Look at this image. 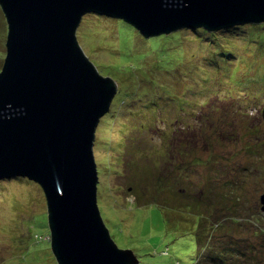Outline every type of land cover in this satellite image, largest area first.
Instances as JSON below:
<instances>
[{"label":"rangeland","instance_id":"1","mask_svg":"<svg viewBox=\"0 0 264 264\" xmlns=\"http://www.w3.org/2000/svg\"><path fill=\"white\" fill-rule=\"evenodd\" d=\"M127 26L115 18L89 13L76 33L86 56L104 74V65L116 71L119 65L133 68L142 65L134 75H119L120 82L130 88L134 98L118 107L117 96L114 98L111 112L97 129L94 146L99 175L98 205L115 243L121 249L135 252L139 264H176V261L189 264L195 250V227L200 221L206 226L201 229L211 232L208 239L202 237L209 243L227 241L229 236L252 242L254 222L258 220L264 225L260 201L264 193V81L248 85L247 80L264 75L262 42L248 38L251 28L247 25L213 32L217 33V39L209 36L211 45L207 40L196 39L195 30L183 29L180 38L185 56L180 69L163 70L162 76L155 53L142 60L148 45L158 48L159 44L162 48L165 40L156 37L147 40ZM7 34L8 22L0 6V73L6 58ZM228 37L232 40L231 52L224 58L233 64L228 65V70L225 66L212 68L208 65L216 51L212 42L227 43ZM224 50L221 55L226 54ZM206 73L211 81L201 88L197 84L198 74ZM231 76L244 84L234 85L229 80ZM162 84L170 86L173 94L186 97L190 103L184 106L185 111L177 105L162 114L161 104H169L162 102ZM192 89L193 92L188 91ZM152 98H156V106L149 105ZM243 113L249 115L248 120L240 116ZM206 118L214 123L209 132L202 131L214 145L211 152L206 151L211 149L207 143L200 144L195 155L186 153L188 148L175 147L174 135L184 139L179 134L184 127L192 124L197 128ZM235 119L239 121L232 128L230 124ZM249 126L260 129L254 135L260 137L259 154L249 148L253 143L249 135L237 144L235 134L240 131L246 135L245 127ZM222 132L229 137L222 136ZM179 150L182 153L177 155ZM196 156L202 159L201 165L192 163ZM182 164L192 170L181 169ZM166 166L171 167L174 175L162 176ZM29 182L24 178L0 182V264H58L51 249L44 191L37 183ZM211 188L214 196L208 192ZM218 188L231 198L223 199ZM180 192L194 194L197 199L194 202L201 206L188 204L189 200L184 198H180L185 201L180 202V208L172 204L175 194ZM173 206L178 210L173 211ZM220 221L224 227L216 228ZM190 232L193 235L186 234ZM167 248L169 255L164 253Z\"/></svg>","mask_w":264,"mask_h":264},{"label":"water","instance_id":"2","mask_svg":"<svg viewBox=\"0 0 264 264\" xmlns=\"http://www.w3.org/2000/svg\"><path fill=\"white\" fill-rule=\"evenodd\" d=\"M8 22L0 73V182L25 178L47 202L58 264H139L98 205L94 146L118 86L78 43L83 17L120 19L144 38L264 23V0H0ZM264 211V193L260 197Z\"/></svg>","mask_w":264,"mask_h":264},{"label":"trees","instance_id":"3","mask_svg":"<svg viewBox=\"0 0 264 264\" xmlns=\"http://www.w3.org/2000/svg\"><path fill=\"white\" fill-rule=\"evenodd\" d=\"M120 24H123L124 26H127L126 22H124L123 20L117 19ZM129 25V24H128ZM131 26V25H129ZM127 26V27H129ZM247 26L249 28H251L249 31V35L248 38H250V40L253 41H260L262 42V46H261V52L264 51V23L263 24H247ZM235 27H239V26H235ZM242 26H240L239 28H241ZM130 28V27H129ZM132 29H134L135 31H137L133 26H131ZM234 27L232 28H227L224 29L226 30V32L228 30H232ZM243 28V27H242ZM187 31V30H184ZM196 34H197V38L203 39L201 41H206L209 36L211 37L212 40H216L217 39V33H213V32H208L205 29L199 28V29H195ZM138 32V31H137ZM136 32V34H137ZM183 31L177 32V33H173L167 36H159L156 38H160L162 40H165V42L162 43V48L159 46L158 44V48L154 46V44L148 45L147 49H144V56H143V60L149 56L151 53H155L156 54V61H157V68H159V70L162 71V76L163 73H165L163 70H172L174 71H179L180 67L179 64L184 60V54H185V48L183 45V39L180 38V34ZM155 38V37H152ZM247 38V37H246ZM151 38L147 39L150 40ZM159 39V40H160ZM156 40V39H153ZM227 43H222L220 45L213 43L212 42V46L214 47V49L216 50L212 61L208 62V65L211 66L212 68H220L222 69L224 66L228 69H230V66L228 67L229 64H233V61L231 62L230 60L226 59L227 56H230V42H232L231 37L226 38ZM207 44L210 43L211 45V41L207 40ZM225 49L224 51L226 52V54H222V49ZM157 49H161V50H157ZM247 49H249L247 47ZM158 51V52H157ZM233 53V52H232ZM250 53V51H249ZM236 54V53H234ZM232 54V55H234ZM227 55V56H226ZM224 56H226V58H224ZM237 58L240 57L236 56ZM123 63H126L124 59ZM139 62H141V60H139ZM237 62V61H236ZM240 62V61H238ZM223 64H227V65H223ZM142 67L141 63L137 66L134 67L132 65H119L117 66V70H113L111 69V67H106V65L103 66L105 73L104 74L102 71H100L101 74L108 76L109 78H112L113 80L116 81L117 85H118V90L116 93L117 96V100H118V106L122 105L124 102H131V98L133 99L134 96L130 93V88L128 89L127 85H124L122 82H120V76L119 75H126V74H130V75H134L133 73L135 72V70H139ZM210 68V67H209ZM201 69V68H199ZM144 75L147 76V74L144 73ZM200 79L197 80V84L200 85V87L202 88V84L203 86H206V84L208 82L211 81L210 76L206 73L205 75H200ZM260 78V79H259ZM150 81H152V78L150 76H148V78ZM156 79V78H154ZM230 82H233L234 85H242L240 83L244 81L243 80H239L234 78V76L230 77ZM264 81V75L258 76L257 78L253 77V78H249L247 80L248 85L252 84V83H256V82H260V81ZM153 83L157 84V80H153ZM159 85V83L157 84ZM163 90H162V102L164 103H169L167 106H162L161 104V109H162V114L166 111V109L170 108H175L177 105L180 107V110L185 111V105H188L190 102L186 99L185 96H179L177 94H173L171 92V87L170 86H164L162 84ZM138 89V86L136 87ZM194 89L192 90H188L193 92ZM115 96V97H116ZM150 102V103H149ZM148 103L149 105L152 106H156V104H154V102H156V98L152 100H150ZM113 103V102H112ZM112 107V105H111ZM112 109L109 110V112H111ZM109 112L104 116L106 117ZM242 113V112H241ZM240 116H244L246 117V119L248 120L249 115H246V113H243V115ZM103 117V118H104ZM102 118V119H103ZM209 118V117H208ZM208 118L204 119L201 121V125L199 127H192V124H188L186 127H184V131H182V133H179L181 135L184 136V139L179 138V136H175L174 135V141H171L175 144H177L175 147L181 148V149H186V153L190 154V153H194L193 155H195V153L197 152L198 147L200 146V144H204L207 143L206 145H211V149H207L206 151L211 152L213 150V144L211 142H209V139H207L206 137L203 136L202 131H207L213 128L214 123L212 122V120H209ZM101 119V120H102ZM243 121H245L244 119H241ZM232 121V120H231ZM239 121V119L237 120ZM235 119V122L233 124H230L232 128H234L235 123L237 122ZM180 122V121H178ZM260 126V125H259ZM246 128V135L241 134V132H237L235 134V136H237V141L239 144L242 139L244 138V136H248L250 137V141H252L253 143L249 144V148L251 150H253L255 153L259 154V147H260V137L257 136L254 138V135H258L259 133V128L258 127H245ZM209 132V131H207ZM222 136L226 135V133L222 132ZM177 134V133H175ZM185 134V135H184ZM166 135V134H164ZM178 135V134H177ZM168 136V135H166ZM202 136V137H201ZM224 137H229V136H224ZM180 140V141H179ZM230 140H233L230 137ZM170 141V142H171ZM235 141V140H234ZM170 144V143H169ZM164 145H167V142H165ZM257 149V150H256ZM182 153V151L179 150V152H177V155H180ZM183 153H185L183 151ZM202 159L199 156H196V160H193L192 163H196V165H201V161ZM187 164H182L180 167L185 168ZM195 165V164H194ZM177 166H179V164H177ZM187 169V170H186ZM171 167L170 166H166L164 171H162V176H165L167 173L170 175H174L171 174L173 171H170ZM188 170H192V169H188L185 168V171ZM182 170H180L181 172ZM184 171V170H183ZM179 172V171H178ZM167 174V175H168ZM22 179V178H21ZM25 179V178H24ZM28 180V179H25ZM29 181V180H28ZM31 182V181H30ZM29 182V183H30ZM33 182V181H32ZM159 184H162V182H159ZM229 185V183H228ZM229 188L231 189V187L229 186ZM131 190V189H129ZM232 193L234 191V188L231 189ZM217 191L221 192L220 189L218 188ZM210 192L211 196H214L215 192L213 191V189L211 188ZM235 192V191H234ZM221 196L224 198L228 197L231 198L229 195H227L225 192L224 193H220ZM192 195V196H191ZM191 195H187L183 192H180L177 194H175V201L172 202V204L176 205L177 207H179L181 205L180 202H185L184 200L180 199V198H184V199H188V204H198L196 202H194L195 198H193L195 195L191 194ZM185 196H187L188 198H186ZM221 197V198H222ZM154 200L157 201V199H155V197H153ZM137 199L139 200V197H137ZM179 199V200H178ZM182 200V201H180ZM178 201V203H176ZM162 205H164L162 203ZM169 205V204H168ZM199 206H201V203L198 204ZM211 203H209V207H210ZM172 206V205H171ZM177 207L173 206L172 210H178ZM180 208V207H179ZM247 217L251 218L252 216L250 214H247ZM230 221V220H229ZM255 226L256 228L253 230L254 234H255V239L252 240V242L242 239V241L240 240H236L237 238H232L231 236H229L227 241H222L220 243H209V241L204 240L202 237L206 236L207 239L210 237L211 232L209 229H201L202 227H206L204 225V223H202V221H200L198 223V225L195 227V230H197V233L195 235L192 234V232L190 233H186V234H192L194 236L195 240V250L193 251L194 256L190 257L189 259L191 260V262L189 264H264V225H262L258 220H256L255 222ZM214 227V226H213ZM222 228L223 223L222 221H220V223H218L216 225V228ZM214 229V228H213ZM207 231V232H205ZM180 232V231H178ZM112 236V235H111ZM182 236V234H181ZM113 238V237H112ZM114 239V238H113ZM135 253V252H134ZM165 254L169 255V248L166 249V251L164 252ZM154 254V253H153ZM136 255V254H135ZM137 256V255H136ZM138 257V256H137ZM139 259V258H138ZM140 263V260H139ZM176 264H182V261H176Z\"/></svg>","mask_w":264,"mask_h":264}]
</instances>
